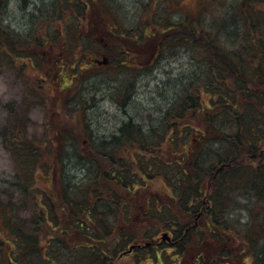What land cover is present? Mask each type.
I'll use <instances>...</instances> for the list:
<instances>
[{
    "label": "trees",
    "instance_id": "16d2710c",
    "mask_svg": "<svg viewBox=\"0 0 264 264\" xmlns=\"http://www.w3.org/2000/svg\"><path fill=\"white\" fill-rule=\"evenodd\" d=\"M68 3L82 9L77 18L83 22L87 10L102 25L112 18L105 31L96 27L90 33L106 51L117 52V44L125 46L127 41L124 59L117 64L127 72L132 67L125 60L130 52L137 60L154 51L161 57L163 52L183 51L181 45L200 42L206 65L199 75L179 73L174 88L178 100L149 125L132 116L135 122L122 123L113 136H98L82 116L84 158L72 145L76 158L71 156L70 163L95 172H87L78 183L66 175L63 164L51 168L46 163L40 143L26 136L27 122L17 120L10 149L24 173L20 188L30 198L33 216L20 213L29 201L0 204L1 264H117L119 257L135 251L141 253L135 264L144 259L153 263L158 259V264H263L264 0H236L231 18L221 17L209 27L200 14H183L176 21L171 17V22L174 8L167 1L153 17L145 18L144 28L127 31L118 25L112 5L101 0ZM39 12L30 14L34 20L25 33L1 21L5 56L31 55L30 34L37 44L52 43L50 17ZM180 23L186 30L170 32ZM130 38L140 39V45H132ZM237 39L239 47L226 45ZM84 47L80 38L76 53L62 61L61 72L71 77L65 90L76 87L80 71L93 64L85 57L92 49ZM62 136V142H77ZM80 159L86 163L82 167ZM40 171L52 179L44 188L37 179ZM238 212L248 213V221L242 223ZM164 231L172 234L173 245L159 239ZM132 245L133 250L126 252ZM172 252L176 256L170 257Z\"/></svg>",
    "mask_w": 264,
    "mask_h": 264
},
{
    "label": "rangeland",
    "instance_id": "374dc122",
    "mask_svg": "<svg viewBox=\"0 0 264 264\" xmlns=\"http://www.w3.org/2000/svg\"><path fill=\"white\" fill-rule=\"evenodd\" d=\"M68 1L0 0L2 25H6V22L16 31L25 33L34 20L30 14L39 12L40 9L38 15L44 13L50 17L48 28L53 40L46 45L37 44L30 34L31 45L34 47L31 55L26 52H13L12 56H5L3 47L0 45V204L9 201H14L16 204L22 200L29 201V207L20 212L27 218L33 216L31 201L20 188L24 173L10 149L14 138L13 128L17 120L27 122L26 136L34 143H40L46 163L51 168L56 166L60 168L63 164L68 170L66 175L71 174V180L78 183L87 176V172L91 173L90 175L95 172L93 169L89 172L86 169V163H83L81 159L79 166H86L82 169H75L76 165L70 163L71 156L76 158L74 156L76 152L72 153L71 150L73 146L77 147V155L82 154L81 157L84 158L83 142H86V134L81 123L82 116L90 122L93 134L98 136H113L112 134L119 130L122 123L133 120L132 116L136 122L149 125L159 118L162 110L167 111L171 103L178 100L177 91L174 88L177 85L176 79L179 78V73L185 71L190 75L197 71L196 75H199L200 70L206 65L200 55L204 51L200 42L192 43L194 45L191 44L188 47L181 45V48H185L183 51L163 52L161 57L159 52L154 51L148 57L137 60L134 53L130 52L125 60L131 63L132 67L130 72H127L117 66L124 59L123 49L127 41L125 46L121 43L117 44L116 47L120 49L117 52L106 51L98 40L96 41L99 44L92 39V33H90L94 32L96 27L98 30L105 31L108 23L113 21L112 18H108L106 24L102 25L98 16L94 13L90 14L91 10H87L88 19L87 22H83L77 18V15L81 16L82 9L79 12V9L77 10L76 6L69 4ZM167 1L169 5H173L172 13L176 10L173 15L172 13L169 15L171 22V17L174 18L173 21H176L183 18V14L198 15V17L200 14L205 25L209 27L217 24L221 17L231 18L232 4L236 0H217V3L213 0H101L113 6L111 9L119 21L118 25L125 31L132 27L140 30L144 28L145 18L153 17L155 11L162 9L158 6L161 4L164 6ZM261 7L264 10V4ZM179 10L183 12L178 13ZM51 24H53L52 27ZM181 25L183 24L180 23L175 31L170 32L177 33L179 28L186 30ZM80 38L87 51L92 49L85 57L93 64L88 70L80 71L76 87L65 90V84L70 83L71 77L68 76V72H61L60 67L64 65L62 61H67L66 59L76 53ZM104 41V38L100 39L101 43ZM130 41L136 47H138L136 44L140 45L139 41L141 42L140 39L132 38ZM223 41L226 42L225 39ZM239 41V39L232 40L233 43L226 45L237 48L241 45ZM81 46H83L82 43ZM112 46L115 47V43ZM147 53L148 51L145 52ZM35 56L37 57L34 60ZM36 59L37 64L30 63L35 62ZM110 61L115 63L105 69V64ZM68 62L73 65L75 61L68 60ZM83 64L86 65L85 62ZM63 133L73 137L77 141L76 144L74 145L71 141L62 142ZM42 176L41 171L37 173L39 187L44 188L45 184L50 185L52 179ZM157 183L161 185V181ZM245 199L238 197L239 201L245 202ZM253 209H256V206ZM231 213L237 214L235 211ZM238 218L245 223L248 221L249 214L238 212ZM139 255L141 253L135 251L119 257L116 261L117 264H135ZM173 256H176V252L170 254V257ZM155 263L158 264V259H155ZM155 263L152 259L143 260V264Z\"/></svg>",
    "mask_w": 264,
    "mask_h": 264
},
{
    "label": "water",
    "instance_id": "95a60500",
    "mask_svg": "<svg viewBox=\"0 0 264 264\" xmlns=\"http://www.w3.org/2000/svg\"><path fill=\"white\" fill-rule=\"evenodd\" d=\"M162 238H163V239H167V240L170 239L168 233H166V232L163 234ZM132 249H133V246L130 247L129 251H131Z\"/></svg>",
    "mask_w": 264,
    "mask_h": 264
}]
</instances>
